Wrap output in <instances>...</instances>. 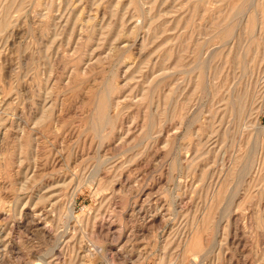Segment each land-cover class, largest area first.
Returning <instances> with one entry per match:
<instances>
[{
    "label": "rangeland",
    "instance_id": "rangeland-1",
    "mask_svg": "<svg viewBox=\"0 0 264 264\" xmlns=\"http://www.w3.org/2000/svg\"><path fill=\"white\" fill-rule=\"evenodd\" d=\"M2 2L0 264H264V0Z\"/></svg>",
    "mask_w": 264,
    "mask_h": 264
},
{
    "label": "bare ground",
    "instance_id": "bare-ground-1",
    "mask_svg": "<svg viewBox=\"0 0 264 264\" xmlns=\"http://www.w3.org/2000/svg\"><path fill=\"white\" fill-rule=\"evenodd\" d=\"M13 1H17V0H13ZM38 1H40V0H38ZM1 2H2V0H1ZM4 2V1H3ZM2 2V3H3ZM11 2H12V0H11ZM20 2V1H19ZM39 3V2H38ZM47 3V2H46ZM13 4H16V6L18 5V3L16 2H14ZM40 4V3H39ZM52 4V3H51ZM10 5H12V4H10ZM24 5V4H23ZM44 5V4H43ZM8 6V5H7ZM13 6V5H12ZM19 6H22V3L21 4H19ZM38 6V5H37ZM48 6V5H47ZM52 6V5H51ZM51 6L48 8V9H50L51 8ZM1 7V6H0ZM15 7V6H14ZM18 7V6H17ZM16 7V8H17ZM53 7V6H52ZM2 8V7H1ZM19 8V7H18ZM47 8V7H46ZM51 9H53V8H51ZM50 9V10H51ZM13 10H15L14 8H13ZM18 11H19V9H17ZM49 10V11H50ZM18 11H16V12H18ZM21 11V10H20ZM19 11V12H20ZM13 12V11H12ZM53 12V11H52ZM48 13H46V15H47ZM51 13H49V15H50ZM252 14V13H251ZM253 14H254V12H253ZM150 15V14H149ZM147 16V15H146ZM10 17H11V6H8L6 9H4L3 11H0V37H2V36H4L5 37V35H6V33L7 32H9L8 30H10L9 28L10 27H12V25H13V22H12V25H11V22H10ZM251 19V18H250ZM13 21V20H12ZM109 22V21H108ZM46 24V23H45ZM42 25V24H41ZM151 25H152V23H151ZM164 26V25H163ZM231 26V25H230ZM247 26V25H246ZM39 27V26H38ZM42 28V27H41ZM44 28V27H43ZM45 28H47V27H45ZM104 29V28H103ZM247 29H250L249 27L247 28ZM47 30V29H46ZM153 30V29H152ZM40 32H41V30H40ZM232 32V31H231ZM117 35V34H116ZM119 39V38H118ZM114 40V39H113ZM116 40V39H115ZM134 41V40H133ZM214 50H216V49H214ZM196 51V50H195ZM164 57V56H163ZM168 57V56H167ZM170 58H171V56H170ZM208 58H209V56H208ZM207 58H205V60H202V59H200V66L203 64V65H205V66H207L206 64H209V62H210V59H207ZM180 60H181V57L179 56V57H177L176 58V60H175V67L176 68H179V66H180ZM212 61V60H211ZM126 63H127V61H126ZM207 67H209V66H207ZM210 68V67H209ZM78 71V70H77ZM138 73V72H137ZM139 81V80H138ZM105 85V84H104ZM117 88H118V85H117ZM181 88H182V85L180 84V85H178V86H176V88H175V90H174V92L175 93H179V95H180V90H181ZM11 90H12V87H11ZM183 90V89H182ZM185 90H186V88H185ZM182 93H183V91H182ZM236 93H238V92H236ZM109 94H111V92H108V96H110ZM111 96H113V95H111ZM111 96L109 97V99L111 98ZM237 96V95H236ZM102 97V96H101ZM107 97V96H106ZM119 97V96H118ZM130 97V96H129ZM141 97V96H140ZM242 97V96H241ZM85 98V97H84ZM233 98L235 99V100H237L239 103H240V107L242 106L241 105V100H239L238 99V97H235V96H233ZM102 99V98H101ZM108 99V100H109ZM91 100V99H90ZM89 100V101H90ZM100 100V99H99ZM119 100V99H118ZM141 100V99H140ZM93 101V100H92ZM95 101V100H94ZM102 102H105V101H103V100H101ZM110 101H111V99H110ZM109 101V102H110ZM125 101H126V99H125ZM124 101V102H125ZM130 101V100H129ZM132 101H134V100H132ZM100 102V101H99ZM115 102V101H114ZM114 102H110L111 104L112 103H114ZM138 102V101H137ZM93 103H95V102H93ZM96 103H97V101H96ZM109 103V104H110ZM119 103H120V101H119ZM130 103V102H129ZM140 103H141V101H140ZM243 103V102H242ZM99 104V103H98ZM101 104V105H100ZM100 107H95L96 105L95 104H93V106H94V109H96L97 108V110H98V112L99 113H97L96 111L97 110H94V113L96 112V114H99V115H97L96 116V119H100L96 124H99V125H101V124H103L104 125V123H108V122H110L111 120L110 119H112V117L116 114V113H114V109L116 108V107H114L115 105H116V102H115V105H110V106H106L107 104L106 103H101L100 102ZM103 104V105H102ZM131 104V103H130ZM129 104V105H130ZM138 104V103H137ZM183 106H185L184 104H182ZM102 106V107H101ZM105 106V107H104ZM119 106H121L120 104H119ZM140 106V104L139 105H137V107H139ZM104 107V108H103ZM92 108V107H91ZM126 108V107H125ZM242 108V107H241ZM117 109H118V107H117ZM120 109V108H119ZM182 109V108H181ZM185 109V108H184ZM67 111V110H66ZM117 111V110H116ZM90 112H91V114H92V111H91V109H90ZM45 113H46V110H45ZM88 113H89V111H88ZM122 113V112H121ZM181 113V112H180ZM90 114V113H89ZM88 114V115H89ZM90 114V115H91ZM119 114V113H118ZM63 115V114H62ZM90 117V116H89ZM90 118H92V117H90ZM94 118H95V116H94ZM120 118H121V116H120ZM114 119V118H113ZM112 119V120H113ZM115 119H117V118H115ZM114 119V120H115ZM97 121V120H96ZM119 121V120H118ZM92 122L94 123V121L92 120ZM114 122V121H113ZM257 122H258V120H257ZM94 123V124H95ZM256 123V122H255ZM111 124V123H110ZM115 124V123H114ZM113 124V125H114ZM123 125V124H122ZM97 126V125H96ZM114 126H116V124L114 125ZM124 126V125H123ZM104 127H105V125H104ZM104 127H103V130L102 131H105V133H106V128H105V130H104ZM110 127H111V125H110ZM101 128V126L99 127V129H98V126H97V128L96 129H98V130H101L100 129ZM115 128V130H116V127H114ZM120 128V127H119ZM122 128V127H121ZM125 128V127H124ZM123 128V129H124ZM129 128H130V126H129ZM96 129H95V131H96ZM127 129V128H126ZM114 130V129H113ZM122 130V129H121ZM120 131V130H119ZM118 131V132H119ZM126 131V130H125ZM127 131H129V130H127ZM25 132V131H24ZM1 134H0V140L2 139V143H5L6 141H8V136L9 135H7V133L6 132H3V134H2V131L0 132ZM102 134L104 133V132H101ZM121 133V132H120ZM21 134V133H20ZM27 134H28V132H27ZM122 134L124 135V133L122 132ZM128 134V132L126 133V135ZM104 135V134H103ZM106 135H108V134H106ZM122 135V136H123ZM102 136V135H101ZM105 136V135H104ZM20 138H22V140H24V141H26V140H28L27 139V135L25 134V133H22L21 134V137ZM38 138V137H37ZM124 138V137H123ZM123 141H124V139H123ZM130 141V140H129ZM23 142V141H22ZM25 143V142H24ZM142 143H143V140H142ZM29 144V143H28ZM127 144V143H126ZM129 144V143H128ZM140 144V143H139ZM139 144H138V146H139ZM27 145V144H26ZM126 145H124V147H125ZM136 146H137V144H136ZM136 146L135 147H132V149L133 150H135V148H136ZM27 147V146H26ZM25 148V147H24ZM84 148V147H83ZM131 148V147H130ZM142 148V147H141ZM140 148V150H142ZM144 148V147H143ZM129 149V148H128ZM131 149V150H132ZM24 150V149H23ZM116 150H118V149H116ZM115 150V151H116ZM127 150V149H126ZM126 150H124V151H126ZM114 151V154L115 153H117V152H115ZM121 150H119V152H120ZM127 151H129V150H127ZM126 151V152H127ZM126 152H123V155L124 154H126ZM133 152V151H132ZM137 152V151H136ZM135 152V153H136ZM144 152V151H143ZM122 153V152H121ZM113 154V155H114ZM120 154V153H119ZM128 154V153H127ZM126 154V155H127ZM137 154V153H136ZM135 154V155H136ZM94 155V154H93ZM99 155V154H98ZM104 155H106V154H104ZM104 155H102V157H104ZM107 155H108V153H107ZM118 155V154H117ZM117 155H115V156H117ZM139 156V155H138ZM109 157V156H108ZM120 157V156H119ZM122 157V159H123V157L124 156H121ZM127 157V156H126ZM128 158V157H127ZM137 158V157H136ZM103 159H105V158H103ZM101 160V161H99V163H100V165L98 164L97 166H99V168L98 169H104L105 168V166H108V168H110V167H112V166H114L113 164H112V162H113V159L112 158H108V159H105V160ZM119 159V158H118ZM131 159V158H130ZM129 159V160H130ZM117 160V159H116ZM121 160V159H120ZM120 160H118L119 162H120ZM133 160V159H132ZM118 161H116V162H118ZM124 161V160H123ZM126 161V160H125ZM129 162V161H128ZM131 162V161H130ZM121 163L123 164L124 162H122L121 161ZM126 163V162H125ZM124 163V164H125ZM118 164V163H117ZM128 165V164H127ZM124 166V165H123ZM117 167V166H116ZM102 171V170H101ZM101 171H99L100 173H101ZM97 172V171H96ZM74 173V172H73ZM100 176V175H99ZM114 178H116V176L114 177ZM101 179V178H100ZM96 180V179H95ZM105 180V179H104ZM117 180V179H116ZM138 182V181H137ZM101 183H102V181H101ZM97 184V183H96ZM221 194V193H220ZM221 196V195H220ZM47 196H45L44 195V197L43 198H46ZM71 197V196H70ZM45 200V199H44ZM48 206V205H47ZM47 209H49L50 207H46ZM44 210V209H43ZM50 210V209H49ZM49 210H47V212L46 213H48V212H50ZM72 212V210H70V213ZM74 216H75V214H74ZM73 215H71V214H67V218L68 219H70V218H72V217H74ZM78 216V215H77ZM48 217V216H47ZM43 218V217H42ZM60 218V217H59ZM75 218V217H74ZM72 220V219H71ZM70 220V221H71ZM70 221L68 220L66 223H64L65 224V228H64V235H66V233H69L70 232V229H69V227H68V225H69V223H70ZM61 223V222H60ZM58 225H59V223H58ZM63 226V225H62ZM209 226V225H208ZM199 228V227H198ZM209 228V227H208ZM68 229H69V231H68ZM63 230V229H62ZM197 230V229H196ZM199 233H201L200 231H197V233H195V235H194V237L193 238H195V242H194V244H189V247H191V248H193V250H194V253H197L198 254V250L200 249L199 248V243H198V241H197V239L199 238ZM193 235V234H192ZM191 235V236H192ZM203 236V235H202ZM63 237H65V236H63ZM60 238V237H59ZM64 241V240H63ZM82 243V242H81ZM189 243V242H188ZM57 246V245H56ZM83 246V245H82ZM61 248V247H60Z\"/></svg>",
    "mask_w": 264,
    "mask_h": 264
}]
</instances>
